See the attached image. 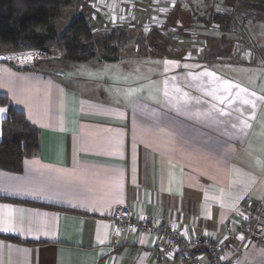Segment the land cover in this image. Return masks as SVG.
<instances>
[{
  "label": "crops",
  "instance_id": "crops-1",
  "mask_svg": "<svg viewBox=\"0 0 264 264\" xmlns=\"http://www.w3.org/2000/svg\"><path fill=\"white\" fill-rule=\"evenodd\" d=\"M75 66L0 64L9 102L0 140L10 106L40 131V152L20 173L0 169V264H182L177 254L160 258L158 237L117 225L122 206L172 224L184 240L232 239L223 252L235 253L232 264H264V243L238 233L240 203L264 205V163L235 128L242 117H213V104L200 112L177 83L167 101V83L88 94L90 75Z\"/></svg>",
  "mask_w": 264,
  "mask_h": 264
},
{
  "label": "rangeland",
  "instance_id": "rangeland-1",
  "mask_svg": "<svg viewBox=\"0 0 264 264\" xmlns=\"http://www.w3.org/2000/svg\"><path fill=\"white\" fill-rule=\"evenodd\" d=\"M234 7L235 12L228 0H71L64 14L55 19L59 32L73 17L83 15L95 39L127 34L121 54L115 57L117 70L106 66L99 51L90 61L68 62L58 44L52 45L61 49V59L19 69L47 65L70 73L76 65L91 78L90 83H83L88 85L83 90L103 98L106 87H119L118 83H167L163 96L167 101L177 92L171 83H177L182 86V98H193L200 112L213 104L217 107L211 112L213 117H242L226 124L238 125L250 147L248 154L264 163V15L243 11L238 4ZM216 12L234 14L229 24L219 26L211 21ZM24 46L0 53L38 48ZM247 202L264 211L262 203L250 198L240 203L239 211Z\"/></svg>",
  "mask_w": 264,
  "mask_h": 264
},
{
  "label": "trees",
  "instance_id": "trees-1",
  "mask_svg": "<svg viewBox=\"0 0 264 264\" xmlns=\"http://www.w3.org/2000/svg\"><path fill=\"white\" fill-rule=\"evenodd\" d=\"M233 6L240 5L243 11L264 15V0H228ZM71 4V0H0V51H19L25 44L45 47L58 44L71 63L87 62L96 57L114 62L127 42L125 32L114 33L95 39L87 18L77 15L72 18L63 32H59L55 19ZM213 13L211 21L219 26L230 23L233 14ZM8 100L0 97V105L7 106ZM40 152V131L29 124L25 115L9 107L8 116L1 125L0 169L20 173L27 158ZM10 201V200H9ZM11 202H18L11 200ZM32 204V203H28ZM40 206L39 204H32ZM53 208V207H51ZM15 243H27L18 238L4 237ZM30 244V243H29Z\"/></svg>",
  "mask_w": 264,
  "mask_h": 264
},
{
  "label": "built area",
  "instance_id": "built-area-1",
  "mask_svg": "<svg viewBox=\"0 0 264 264\" xmlns=\"http://www.w3.org/2000/svg\"><path fill=\"white\" fill-rule=\"evenodd\" d=\"M62 51L57 45H48L20 53H0V64H10L16 68H27L38 61L58 60ZM252 202L240 208L239 235L247 241L264 243V211ZM114 221L122 228H136L149 235L158 237L162 243L159 247L160 258L168 259L178 255L182 264H232L233 253L225 254L224 250H233V240L220 246L209 237H196L191 240L181 238L172 224L152 217L135 218L127 206L119 207ZM232 242V243H231Z\"/></svg>",
  "mask_w": 264,
  "mask_h": 264
},
{
  "label": "snow or ice",
  "instance_id": "snow-or-ice-1",
  "mask_svg": "<svg viewBox=\"0 0 264 264\" xmlns=\"http://www.w3.org/2000/svg\"><path fill=\"white\" fill-rule=\"evenodd\" d=\"M0 111H2V110H0Z\"/></svg>",
  "mask_w": 264,
  "mask_h": 264
}]
</instances>
